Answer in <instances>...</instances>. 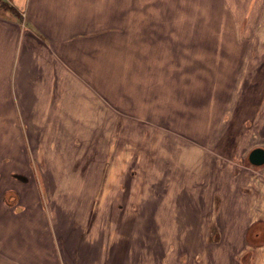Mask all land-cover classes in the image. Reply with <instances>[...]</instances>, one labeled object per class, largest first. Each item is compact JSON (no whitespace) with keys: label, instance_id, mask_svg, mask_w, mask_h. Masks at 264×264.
I'll list each match as a JSON object with an SVG mask.
<instances>
[{"label":"rangeland","instance_id":"obj_1","mask_svg":"<svg viewBox=\"0 0 264 264\" xmlns=\"http://www.w3.org/2000/svg\"><path fill=\"white\" fill-rule=\"evenodd\" d=\"M183 2L119 0L116 13L105 6V88L119 79L120 89L118 103H104V146L120 151L102 166L97 157L98 171L87 174L93 187H35L42 178L17 139L13 107L0 103V199L7 188L22 195L18 211L33 206L43 222L55 193L79 226L133 229L134 264L150 255L162 264L166 249L167 264H264V224H253L264 219V169L248 159L264 146V124L255 122L264 107L254 103L264 52L252 44L246 54L250 45L221 42L218 29L191 27Z\"/></svg>","mask_w":264,"mask_h":264},{"label":"crops","instance_id":"obj_2","mask_svg":"<svg viewBox=\"0 0 264 264\" xmlns=\"http://www.w3.org/2000/svg\"><path fill=\"white\" fill-rule=\"evenodd\" d=\"M9 1L16 13H0V103L13 107L17 139L23 143L31 169L40 172L42 182L34 180V186L93 187L87 174L98 171L97 157L102 166L104 156L107 161L114 150L116 155L120 151L105 147L103 136L104 103H118L120 89L118 79L109 87L115 95H105L109 89L105 88L103 12L105 6L118 12L119 0ZM183 4V11L192 13L186 19L193 20L191 27L218 29L217 36L224 38L221 42L250 45L246 54L252 44L257 52H264V0H184ZM128 75L130 84L133 79ZM259 93L254 103L263 105L257 108L264 107V86ZM261 116L255 114L257 124H264ZM254 166L264 169V163ZM16 177L29 179L19 173ZM6 194L0 199V264H134L133 229L79 226L71 209L57 208V202H63L55 193L54 207H47L42 222L43 216L33 206L30 211H18L26 205L22 195L18 199ZM255 223L264 224V219ZM169 250L162 264H167ZM148 260L152 264L151 255Z\"/></svg>","mask_w":264,"mask_h":264},{"label":"water","instance_id":"obj_3","mask_svg":"<svg viewBox=\"0 0 264 264\" xmlns=\"http://www.w3.org/2000/svg\"><path fill=\"white\" fill-rule=\"evenodd\" d=\"M249 160L254 165H261L264 163V148L256 147L249 155Z\"/></svg>","mask_w":264,"mask_h":264},{"label":"trees","instance_id":"obj_4","mask_svg":"<svg viewBox=\"0 0 264 264\" xmlns=\"http://www.w3.org/2000/svg\"><path fill=\"white\" fill-rule=\"evenodd\" d=\"M2 11H11L16 13L14 7L9 4V2H7L6 0H0V13Z\"/></svg>","mask_w":264,"mask_h":264}]
</instances>
